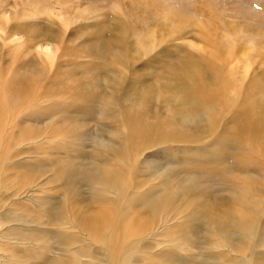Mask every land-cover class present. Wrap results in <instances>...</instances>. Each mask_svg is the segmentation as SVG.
I'll return each mask as SVG.
<instances>
[{
    "label": "rangeland",
    "instance_id": "rangeland-1",
    "mask_svg": "<svg viewBox=\"0 0 264 264\" xmlns=\"http://www.w3.org/2000/svg\"><path fill=\"white\" fill-rule=\"evenodd\" d=\"M0 9V264H264V0Z\"/></svg>",
    "mask_w": 264,
    "mask_h": 264
},
{
    "label": "bare ground",
    "instance_id": "bare-ground-1",
    "mask_svg": "<svg viewBox=\"0 0 264 264\" xmlns=\"http://www.w3.org/2000/svg\"><path fill=\"white\" fill-rule=\"evenodd\" d=\"M5 0H0V4L2 3V2H4ZM8 1V0H7ZM28 1V3H29V0H27ZM69 1V0H68ZM64 3H65V0L63 1V0H59V4H61V6L63 5L64 6ZM14 4V3H13ZM17 4H18V2H17ZM16 4V5H17ZM67 4V3H66ZM65 4V5H66ZM33 6L37 9L38 7H41V5L39 4V3H33ZM46 10H48V9H46ZM0 11H1V9H0ZM44 11V10H43ZM53 11V10H52ZM5 12H3V14H4ZM57 14V13H56ZM5 15V14H4ZM53 17V16H52ZM70 18V17H69ZM56 19V17H54V19L53 20H55ZM56 23V22H55ZM118 28V27H117ZM5 29H7L6 31H8L7 33L9 34V38H12V40H14L15 41V36H16V33L14 32V29H12L11 30V27L9 28L8 26L5 28ZM41 33V34H40ZM37 34L38 35H41V36H43L44 37V40L45 39H51V38H53V37H62L63 35H64V32H60V30H58V32H56V34H55V32H53V31H51V30H47V31H44V29L43 30H38L37 31ZM36 34V35H37ZM55 35V36H54ZM1 38V37H0ZM6 38V37H5ZM8 39V38H7ZM18 38H16V40H17ZM2 40V39H1ZM9 40V39H8ZM4 41V40H3ZM0 43H2V42H0ZM118 43H121V42H118ZM50 45H56V44H47V46H41L40 47V50L43 52V54H46V55H49V53H51V51L52 50H54L55 51V49H57L55 46H50ZM248 69V66H247V68H246V70ZM24 76H27V74L26 75H23V77ZM31 77H34V76H32L31 75ZM35 77H37V78H39L38 76H35ZM25 78V77H24ZM29 78V77H28ZM18 101H19V103H18ZM21 101V99L19 98V99H12L11 97H9L7 100H6V102H5V104L6 103H9V104H11V105H16L15 107H17L18 106V104H21V103H23V102H20ZM30 105H31V103H29ZM13 105V106H14ZM28 105V104H27ZM10 106V105H9ZM29 106V105H28ZM27 106V107H28ZM31 106H33V105H31ZM14 107V108H15ZM8 108V107H7ZM29 108H31L30 106H29ZM9 110H11V109H9ZM175 113H178V114H181L182 113V108H179V107H175L174 108V110H173V113H171L170 115H169V119H166V122H168V123H166V122H164L163 123V121L164 120H161L160 122H162V124L163 125H170V123H172V121H171V119H172V116L175 114ZM3 115H4V113H3ZM3 115L0 117V127L2 128V131L4 130V129H6L7 127V125H8V122H7V125H6V121L4 120V117H3ZM8 117V116H7ZM149 117H152V118H155L157 121H159V119L156 117V113H155V115L154 116H149ZM9 120V119H8ZM7 120V121H8ZM19 122V121H18ZM153 121L151 120V123H152ZM156 123V122H155ZM12 124V123H11ZM156 125V124H155ZM139 126H136L135 127V129H137ZM180 129H181V131L184 133V134H189L188 133V128H186V124H185V122H184V125H182V127H180ZM186 129V130H185ZM184 130V131H183ZM141 130H137V132H140ZM164 133H166V132H164ZM8 135V134H7ZM134 137V135L133 134H131L130 136H129V139L131 140L132 138ZM10 138V137H9ZM194 138H190V140H193ZM114 193V195L115 196H119V194H118V192L116 191V192H113ZM115 201V200H114ZM107 205H109V203H107ZM110 207H114V206H111V205H109ZM101 225V222H99L98 223V225L97 226H100ZM73 229L74 228V226H72V227H70V229ZM98 229H100V227L98 228H95L93 231H89L88 229L87 230H85V231H81V233H83L84 235H87V236H89V238H90V240H89V242L88 243H86L84 246H82L81 245V248H83V247H86V248H88V245H94V244H96V243H98L99 245H101L102 246V249H103V251H104V245H105V241H107V239L105 238V237H103V238H100V239H94V237L95 236H93L94 235V232H96ZM71 232H72V230H71ZM88 238V237H87ZM76 242V241H75ZM16 243V242H15ZM239 245H241V244H239ZM250 246H249V244L248 243H242V245H241V248H242V250H243V252L245 253V252H247L248 251V248H249ZM67 250V249H66ZM70 251H73L75 254H77V255H79V256H81V251L80 250H77V249H75V248H72V247H69L68 248V252H70ZM91 260V259H90ZM110 261V260H109ZM80 262V261H79ZM108 264H115L114 263V261H113V259L108 263Z\"/></svg>",
    "mask_w": 264,
    "mask_h": 264
}]
</instances>
